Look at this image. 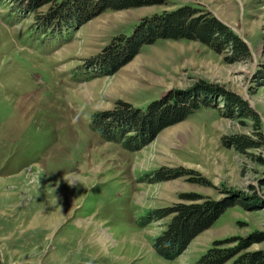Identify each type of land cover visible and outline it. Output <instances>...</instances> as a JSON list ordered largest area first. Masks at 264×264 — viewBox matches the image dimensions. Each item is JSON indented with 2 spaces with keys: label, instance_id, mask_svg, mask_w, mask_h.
<instances>
[{
  "label": "rangeland",
  "instance_id": "374dc122",
  "mask_svg": "<svg viewBox=\"0 0 264 264\" xmlns=\"http://www.w3.org/2000/svg\"><path fill=\"white\" fill-rule=\"evenodd\" d=\"M141 1L153 3L101 7L81 25L56 19L48 28V5L30 11L25 0H0V264H194L214 240L264 233V0ZM187 4L227 25L249 57L162 38L115 70L97 59L144 18ZM203 91L209 106L156 134L147 129L152 139L138 150L90 127L91 117L127 104L145 110L165 93ZM225 92L256 118L226 105ZM236 135L253 146L238 148ZM163 167L183 175L150 180ZM185 193L233 203L166 259L153 241L169 217L141 221L155 208L191 203ZM253 250L264 253V240L245 249Z\"/></svg>",
  "mask_w": 264,
  "mask_h": 264
},
{
  "label": "trees",
  "instance_id": "16d2710c",
  "mask_svg": "<svg viewBox=\"0 0 264 264\" xmlns=\"http://www.w3.org/2000/svg\"><path fill=\"white\" fill-rule=\"evenodd\" d=\"M11 1L24 2V0ZM25 1L29 4L28 10L30 11L48 5L47 11L42 16L43 26L48 28L51 27L50 22L56 19L58 22H55V25L59 27L66 25L72 28L81 25L92 18L93 10L96 13L101 7L120 9L153 3V1L141 0ZM98 2L101 6L99 5L96 9ZM197 10L201 8L187 4L146 17L136 25L129 36L117 37L113 44L106 48L105 53L97 59L103 58L108 63H113L111 69L115 70L120 64L131 60L142 45L162 38L194 39L207 44L217 52L227 49L235 57H249L248 46L236 33L210 13H199ZM123 51H127L128 56L121 60L118 56ZM203 95L205 96L204 91L191 92L183 96L165 93L159 99L149 103L145 110L127 104L125 109L120 110L119 113L109 111L106 115L93 116L90 118V127H93L96 133L98 132L108 141L118 142L129 150H138L140 146H144L152 139V132L156 134L163 127L193 113L201 106H209L207 99L200 98ZM223 98L226 105L232 107L236 113L253 120L256 118V112L240 96L225 92ZM219 110L223 113L221 108ZM147 129L152 132L148 134ZM142 133H147L148 138L142 137L141 139ZM230 140H233L238 148L253 146V143L242 135L231 137ZM182 172L174 168L163 167L151 172L150 180L161 181L175 178L183 175ZM182 196L192 202H178L172 206L155 208L141 221V225H145L151 221L169 217L166 228L153 241L154 250L166 259L174 258L179 250L183 249L196 235L209 228L233 203L225 198L217 200L204 197L201 199L195 193H185ZM262 240H264V233L261 232H254L246 237H231L226 241L214 240L194 264H264L262 251H245L252 243ZM231 241H237V245L224 246L225 243Z\"/></svg>",
  "mask_w": 264,
  "mask_h": 264
}]
</instances>
